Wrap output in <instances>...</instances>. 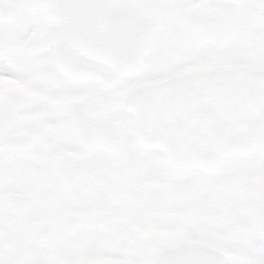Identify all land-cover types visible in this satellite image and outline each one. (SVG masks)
<instances>
[{
  "label": "snow or ice",
  "instance_id": "obj_1",
  "mask_svg": "<svg viewBox=\"0 0 264 264\" xmlns=\"http://www.w3.org/2000/svg\"><path fill=\"white\" fill-rule=\"evenodd\" d=\"M0 264H264V0H0Z\"/></svg>",
  "mask_w": 264,
  "mask_h": 264
}]
</instances>
